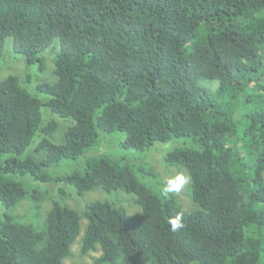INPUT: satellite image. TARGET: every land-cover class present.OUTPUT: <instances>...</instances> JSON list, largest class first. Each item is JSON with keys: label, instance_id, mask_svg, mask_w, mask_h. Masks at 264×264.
I'll list each match as a JSON object with an SVG mask.
<instances>
[{"label": "trees", "instance_id": "trees-1", "mask_svg": "<svg viewBox=\"0 0 264 264\" xmlns=\"http://www.w3.org/2000/svg\"><path fill=\"white\" fill-rule=\"evenodd\" d=\"M9 37L41 68L56 39L60 50L56 78L34 88L43 97L0 78V200L52 201L38 221L0 216V264H66L78 240L82 255L101 251L94 264H264V0H0V56ZM100 132L138 151L183 138L165 161L187 170L196 207L91 154ZM67 159L80 162L56 173ZM47 183L123 190L138 209L100 198L79 209Z\"/></svg>", "mask_w": 264, "mask_h": 264}, {"label": "rangeland", "instance_id": "rangeland-1", "mask_svg": "<svg viewBox=\"0 0 264 264\" xmlns=\"http://www.w3.org/2000/svg\"><path fill=\"white\" fill-rule=\"evenodd\" d=\"M60 50L59 41L56 39L54 43L47 47L43 52L39 54L42 57L44 68H41L40 60H36L34 63H29L27 55L18 50L13 42L12 37H9L4 44L2 55L0 56V78H5L9 75H17L21 77L22 84L26 86L33 94L38 96H45V93L40 90L35 91V86L47 82H52L56 75L53 71L55 69V57ZM44 119H54L64 123V119L57 113L51 111L47 107H43ZM63 127V126H62ZM66 128V127H65ZM57 133V132H56ZM53 134V137L56 135ZM52 137V138H53ZM126 134L124 132H116L113 134H106L100 132V142L96 146L91 147L89 152L94 155L108 154L114 158H122L120 163H126L132 165L137 169L139 177L144 183L150 186L155 192L161 196V186L166 182L169 176H173L177 173H183L189 176L187 170L182 166L169 165L165 161L166 154L177 146H183L188 144L184 142L183 138H174L166 142L158 141L150 149L145 151H138L133 148H126L124 146V140ZM80 160L67 159L63 164L57 167L54 171L58 174H65L70 172L74 167L79 164ZM42 191H49V194L53 198L59 199L61 196L58 192L60 186L68 188L70 194L62 195L64 201L68 204L75 206L79 209H83L86 202L100 199H109L110 201L118 204L127 210L136 211L138 207L133 204L136 195L133 193H127L123 190L106 192L104 190H97L87 192L85 195H79L76 190L66 184L61 183H47L38 185ZM191 179L188 184L179 192L175 193L177 200L181 203L185 210H193V201L191 199ZM52 201L46 199L42 207L37 209L36 203L29 201H23L19 206L13 209L7 210L4 208L2 201L0 200V216L5 212L12 214L13 216H19L24 221H38L40 218L35 215L42 214L41 212L51 206ZM194 203V207H196ZM139 206V205H138ZM140 208V207H139ZM87 223L86 219L83 220V229ZM81 244L80 241L73 246L75 254L66 259V264H94L95 258L101 254V251H94L87 255L80 253Z\"/></svg>", "mask_w": 264, "mask_h": 264}, {"label": "clouds", "instance_id": "clouds-1", "mask_svg": "<svg viewBox=\"0 0 264 264\" xmlns=\"http://www.w3.org/2000/svg\"><path fill=\"white\" fill-rule=\"evenodd\" d=\"M190 177L184 175L183 173H177L173 176H169L166 182L161 186V194L164 197H168L172 194L179 193L186 184H188ZM171 229L177 231L184 227L182 223V218L178 214L175 218L169 221Z\"/></svg>", "mask_w": 264, "mask_h": 264}]
</instances>
